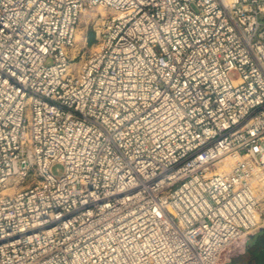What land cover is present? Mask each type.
Instances as JSON below:
<instances>
[{
  "label": "built area",
  "instance_id": "2783aa9c",
  "mask_svg": "<svg viewBox=\"0 0 264 264\" xmlns=\"http://www.w3.org/2000/svg\"><path fill=\"white\" fill-rule=\"evenodd\" d=\"M260 194L264 0H0V264H228Z\"/></svg>",
  "mask_w": 264,
  "mask_h": 264
},
{
  "label": "rangeland",
  "instance_id": "374dc122",
  "mask_svg": "<svg viewBox=\"0 0 264 264\" xmlns=\"http://www.w3.org/2000/svg\"><path fill=\"white\" fill-rule=\"evenodd\" d=\"M92 30H93V26L91 24V19H89V17L87 16L82 17L80 20V24L78 26L77 37H76L77 49H80L83 46V38H84L85 32L89 31V36H90L92 33L91 32ZM92 42H93V37L91 35L89 38V45L86 51L90 49ZM75 62H78V59H76ZM232 154L233 153H229L225 155L223 158H221L219 161L214 163V165L210 167L207 173L210 172V173L222 174V173L229 171L232 168V166L237 161L240 160V157L234 154L232 155ZM53 173L56 176L61 175L63 173V167L61 165L55 166L53 168ZM258 212L260 213V218L258 220L257 227L264 226V196L262 194L259 195Z\"/></svg>",
  "mask_w": 264,
  "mask_h": 264
},
{
  "label": "crops",
  "instance_id": "0c3cea01",
  "mask_svg": "<svg viewBox=\"0 0 264 264\" xmlns=\"http://www.w3.org/2000/svg\"><path fill=\"white\" fill-rule=\"evenodd\" d=\"M228 264H264V226L244 237Z\"/></svg>",
  "mask_w": 264,
  "mask_h": 264
},
{
  "label": "bare ground",
  "instance_id": "6f19581e",
  "mask_svg": "<svg viewBox=\"0 0 264 264\" xmlns=\"http://www.w3.org/2000/svg\"><path fill=\"white\" fill-rule=\"evenodd\" d=\"M232 155H233V154H232ZM207 174H214V173H210V172H209V173H207ZM215 174H216V173H215ZM217 174H218V173H217Z\"/></svg>",
  "mask_w": 264,
  "mask_h": 264
}]
</instances>
